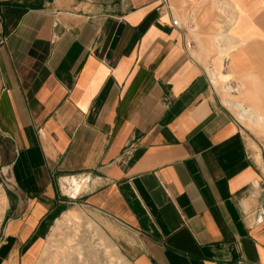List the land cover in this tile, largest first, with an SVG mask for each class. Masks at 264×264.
<instances>
[{
	"label": "crops",
	"instance_id": "obj_1",
	"mask_svg": "<svg viewBox=\"0 0 264 264\" xmlns=\"http://www.w3.org/2000/svg\"><path fill=\"white\" fill-rule=\"evenodd\" d=\"M159 6L0 0V264H31L75 206L130 264H264L258 139L208 67L226 54L264 121V0Z\"/></svg>",
	"mask_w": 264,
	"mask_h": 264
},
{
	"label": "rangeland",
	"instance_id": "obj_2",
	"mask_svg": "<svg viewBox=\"0 0 264 264\" xmlns=\"http://www.w3.org/2000/svg\"><path fill=\"white\" fill-rule=\"evenodd\" d=\"M220 56L222 59L224 58L225 60L226 58L227 59L229 58L226 54H221ZM225 60H223L222 62L223 65L225 63ZM213 62H214V59L212 61H209L208 67L211 66ZM223 67L224 66H222L221 69H223ZM229 69L230 68H227V67L224 68L225 71H228ZM228 72H230V70ZM225 80H227L226 84H231L234 87H238L237 77L228 76L227 79L225 78ZM233 81H235L236 83H233ZM214 88L216 92L220 95L222 100L225 99V97H223V94L220 92V90L215 86ZM243 94H244L245 101L247 103L246 94L244 92ZM232 112L235 115L234 111ZM239 122L245 128L249 129L257 137L258 139L257 144L259 146L258 149H260L258 153L259 155H261L260 157L262 158V161L264 163V126L260 128V127H254L253 125H249L247 123L246 124L242 123L240 120ZM11 194H12V188H11V182H10V173L8 169L2 170V168H0V206L3 207V209L0 208V235H2V231L4 230L5 225L11 216L10 215L11 213L10 214L8 213L9 200H10L9 196ZM69 212L75 213V215L80 218V221H90L93 224L95 229H97L98 232L101 235H103L105 242L110 246L109 250L111 254L113 255L114 260L117 263L130 264V262L122 254L121 250H119V248H117V246L113 244V242H111L110 239L107 237V235L104 232L105 230L103 229L99 221L96 220V215L93 213V211H91L88 208L82 207V206H75V207H72L67 213ZM62 218L63 216L60 219ZM58 221L54 225L53 230L57 226ZM73 228L74 226L71 224L62 225V228L60 230L62 232H58L57 236L52 235L53 234V230H52L49 238L44 244V248H37V250L33 253L34 256L31 259V264H71L75 262L76 260H78V257H79L78 254H74L76 253L74 249H77L74 247H77L76 243H78V241L77 240L71 241V242L68 241V238H70L71 235L73 234ZM44 250L46 252L45 255L42 254Z\"/></svg>",
	"mask_w": 264,
	"mask_h": 264
},
{
	"label": "bare ground",
	"instance_id": "obj_3",
	"mask_svg": "<svg viewBox=\"0 0 264 264\" xmlns=\"http://www.w3.org/2000/svg\"><path fill=\"white\" fill-rule=\"evenodd\" d=\"M222 62V59L213 62L210 72L215 84L217 83L219 85L218 87L221 89L220 91H222L223 97H225L224 102L226 105L237 111L240 120L249 125H253L254 127L262 128L264 126V121L261 114L257 113L255 114L257 117L254 116V114L246 109L243 106L244 104L239 101L238 95L232 89L231 85L226 84L227 80H225V78L227 79L229 75L224 74L223 71L225 67L221 69V67L224 66ZM0 208L3 209L2 206H0ZM65 224H71L74 226L73 234L68 238V241H78V243H76L77 247H74L77 248L74 249L76 252L74 254H78L79 257L78 260L71 264H121L114 260L113 255L109 250L110 246L105 242L103 235L95 229L93 224L90 221H80V218L73 212H69L65 214L62 219H59L52 235L57 236L58 232H62L60 230L62 225ZM42 254H46L45 250Z\"/></svg>",
	"mask_w": 264,
	"mask_h": 264
},
{
	"label": "built area",
	"instance_id": "obj_4",
	"mask_svg": "<svg viewBox=\"0 0 264 264\" xmlns=\"http://www.w3.org/2000/svg\"><path fill=\"white\" fill-rule=\"evenodd\" d=\"M159 1H160V6L158 8L159 10H162L163 8L168 7V0H159ZM172 23L174 26H177V27L180 26L179 20H177V19H173ZM187 47L191 48L190 43H187Z\"/></svg>",
	"mask_w": 264,
	"mask_h": 264
}]
</instances>
